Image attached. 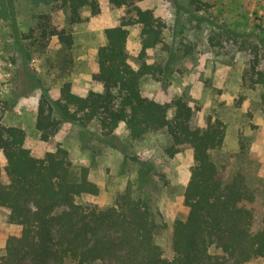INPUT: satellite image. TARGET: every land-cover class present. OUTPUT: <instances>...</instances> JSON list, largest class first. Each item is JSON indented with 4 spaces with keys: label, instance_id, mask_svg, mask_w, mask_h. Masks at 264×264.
<instances>
[{
    "label": "rangeland",
    "instance_id": "1",
    "mask_svg": "<svg viewBox=\"0 0 264 264\" xmlns=\"http://www.w3.org/2000/svg\"><path fill=\"white\" fill-rule=\"evenodd\" d=\"M97 3L96 13L84 7L80 21L69 24L57 0H0V121L22 128L25 145L33 154L54 150L59 144L74 165L87 168L98 191L81 194L78 203L104 208L126 188L135 197H145L163 224L155 242L162 255L171 258L173 221L187 213L182 192L194 164L191 149L168 156L164 129L133 140L123 123L105 135L95 121L82 125L65 120L47 141L35 128L41 93L56 99L65 82L79 95L101 90L91 79L97 48L105 42L104 28L118 25L128 12L108 0ZM136 4L150 9L163 24L161 41L144 59L138 57L141 25L128 26L129 64L138 68L145 61L154 67L142 77L141 94L161 102L183 98L192 109V127H202L209 115L224 122L223 145L212 157L219 169L244 173L262 202L251 229L263 228L264 0H141ZM40 14H47L53 26H64L72 35V45H63L55 36L43 37L36 27ZM0 162L4 164L1 151ZM8 213L0 206V255L6 238L19 233V227L8 221ZM209 250L221 253L214 245ZM243 264L264 261L257 257Z\"/></svg>",
    "mask_w": 264,
    "mask_h": 264
},
{
    "label": "trees",
    "instance_id": "2",
    "mask_svg": "<svg viewBox=\"0 0 264 264\" xmlns=\"http://www.w3.org/2000/svg\"><path fill=\"white\" fill-rule=\"evenodd\" d=\"M57 1L69 24L80 21L84 7L98 11L97 0ZM108 1L126 7L128 17L104 28L105 42L97 48L96 69L91 73L101 90L79 95L65 82L56 99L41 93L35 128L47 141L65 120L82 125L95 121L105 135L123 123L133 140L164 129L168 156L191 149L194 164L182 192L187 213L173 221V255L164 257L155 242L163 224L145 197H135L126 188L104 208L78 203L76 197L98 191L87 168L74 165L59 144L33 154L25 145L24 130L0 121L4 158L0 206L9 210L8 221L19 227L17 235L6 238L0 264H243L257 257L264 261V227L251 229L262 202L243 172L219 169L212 157L223 145L224 122L209 115L202 127H192V109L183 98L161 102L141 94L142 77L154 67L145 61L138 68L129 64L128 26L141 25L138 57L144 59L161 41L163 24L150 9L136 4L141 0ZM36 18L43 37L55 36L63 45H72V35L64 26H53L47 14ZM212 245L221 253H211Z\"/></svg>",
    "mask_w": 264,
    "mask_h": 264
}]
</instances>
